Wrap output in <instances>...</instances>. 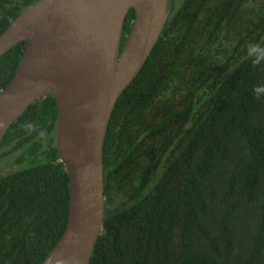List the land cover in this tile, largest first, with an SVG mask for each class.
<instances>
[{
	"label": "trees",
	"instance_id": "1",
	"mask_svg": "<svg viewBox=\"0 0 264 264\" xmlns=\"http://www.w3.org/2000/svg\"><path fill=\"white\" fill-rule=\"evenodd\" d=\"M39 0H0V34ZM143 68L118 98L103 146V229L88 264H264V0H169ZM135 18L123 23L120 50ZM26 42L0 57V91ZM54 98L12 124L0 160V264H41L63 234L68 174Z\"/></svg>",
	"mask_w": 264,
	"mask_h": 264
},
{
	"label": "water",
	"instance_id": "2",
	"mask_svg": "<svg viewBox=\"0 0 264 264\" xmlns=\"http://www.w3.org/2000/svg\"><path fill=\"white\" fill-rule=\"evenodd\" d=\"M130 9L135 18L120 50ZM169 14V0H39L0 34V57L26 42L14 76L0 91V146L32 104L47 95L56 102V150L68 174L69 211L63 234L41 264H88L103 229L110 117Z\"/></svg>",
	"mask_w": 264,
	"mask_h": 264
},
{
	"label": "clouds",
	"instance_id": "3",
	"mask_svg": "<svg viewBox=\"0 0 264 264\" xmlns=\"http://www.w3.org/2000/svg\"><path fill=\"white\" fill-rule=\"evenodd\" d=\"M247 55L251 59L254 66L264 65V45L250 43L248 45ZM252 92L256 98L264 96V84L254 86Z\"/></svg>",
	"mask_w": 264,
	"mask_h": 264
},
{
	"label": "rangeland",
	"instance_id": "4",
	"mask_svg": "<svg viewBox=\"0 0 264 264\" xmlns=\"http://www.w3.org/2000/svg\"><path fill=\"white\" fill-rule=\"evenodd\" d=\"M15 158L14 156L7 157L5 159L0 160V177L5 175L8 172L17 171L22 169L21 167H17L13 162Z\"/></svg>",
	"mask_w": 264,
	"mask_h": 264
}]
</instances>
